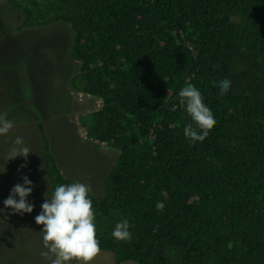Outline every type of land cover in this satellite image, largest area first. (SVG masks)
Returning a JSON list of instances; mask_svg holds the SVG:
<instances>
[{
    "label": "trees",
    "instance_id": "obj_1",
    "mask_svg": "<svg viewBox=\"0 0 264 264\" xmlns=\"http://www.w3.org/2000/svg\"><path fill=\"white\" fill-rule=\"evenodd\" d=\"M5 1L17 29L69 25L70 86L100 99L78 123L118 151L103 194L91 193L101 251L117 264H264V0ZM187 83L216 116L194 144L178 97ZM37 129L50 194L73 180ZM122 218L129 240L111 235Z\"/></svg>",
    "mask_w": 264,
    "mask_h": 264
},
{
    "label": "rangeland",
    "instance_id": "obj_2",
    "mask_svg": "<svg viewBox=\"0 0 264 264\" xmlns=\"http://www.w3.org/2000/svg\"><path fill=\"white\" fill-rule=\"evenodd\" d=\"M22 15L0 0V112L7 111L15 126L0 136V207L22 175L33 181L28 200L35 205L32 213H0V264H50L40 253L44 248L42 225L34 217L40 212L49 179L44 172V156L37 123L50 140V150L61 172L73 181L90 185L94 195L104 192L103 179L114 164L118 151L104 143L87 140L78 123V115L98 107L100 99L72 90L69 79L79 63L69 57L73 32L65 22L46 27L17 29ZM21 72L28 86L21 85ZM30 101V103H29ZM30 104V105H28ZM17 136L32 150L27 157L7 161V152ZM71 264H77L75 260ZM90 264H117L112 253L100 251ZM121 264H137L131 260Z\"/></svg>",
    "mask_w": 264,
    "mask_h": 264
},
{
    "label": "clouds",
    "instance_id": "obj_3",
    "mask_svg": "<svg viewBox=\"0 0 264 264\" xmlns=\"http://www.w3.org/2000/svg\"><path fill=\"white\" fill-rule=\"evenodd\" d=\"M219 93H227L231 88V81L221 76L215 82ZM179 103L190 117V123L184 126L183 134L189 143L205 140L209 129L216 122L212 109L204 102L201 90L192 83H187L178 93ZM7 111L0 112V136H6L15 126L14 121L7 118ZM32 150L25 144L23 137L17 136L12 147L7 152V161L16 157H23L27 166V157ZM6 166L0 173L6 172ZM34 190V184L25 174L22 183H16L10 189L9 195L3 200L4 207L0 213L8 209L14 214L24 215L32 213L35 205L28 200ZM91 187L83 182L73 181L59 183L40 205V212L34 217L43 236L44 248L40 255L50 261V264H90L101 251L97 239L96 213L91 198ZM157 210L165 208L163 201L155 204ZM111 235L116 240L131 239L130 221L122 218L117 221Z\"/></svg>",
    "mask_w": 264,
    "mask_h": 264
},
{
    "label": "built area",
    "instance_id": "obj_4",
    "mask_svg": "<svg viewBox=\"0 0 264 264\" xmlns=\"http://www.w3.org/2000/svg\"><path fill=\"white\" fill-rule=\"evenodd\" d=\"M78 93H81V92H78ZM88 95V94H87ZM100 104V103H99Z\"/></svg>",
    "mask_w": 264,
    "mask_h": 264
}]
</instances>
